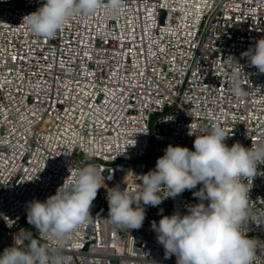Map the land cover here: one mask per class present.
Returning <instances> with one entry per match:
<instances>
[{"label":"built area","instance_id":"2783aa9c","mask_svg":"<svg viewBox=\"0 0 264 264\" xmlns=\"http://www.w3.org/2000/svg\"><path fill=\"white\" fill-rule=\"evenodd\" d=\"M107 2L45 38L22 22L43 0H0L1 252L30 237L58 264H176L151 222L160 209L185 214L202 185L145 206L143 227L129 231L105 219L101 188L92 219L60 242L28 224L26 203L54 194L69 166L87 164L105 187L134 193L137 175L169 144L194 150V135L215 124L229 147L264 145V74L241 57L264 38V0H123L118 15ZM243 182L251 187L243 227L258 241L253 264H264V161Z\"/></svg>","mask_w":264,"mask_h":264},{"label":"clouds","instance_id":"9594fccd","mask_svg":"<svg viewBox=\"0 0 264 264\" xmlns=\"http://www.w3.org/2000/svg\"><path fill=\"white\" fill-rule=\"evenodd\" d=\"M102 6L103 0H43L22 22L33 34L52 38L75 12L92 14ZM122 6L123 0H108L106 8L118 15ZM241 57L256 74H264V38L256 40ZM234 92L243 94L238 84ZM188 135L194 134L189 131ZM194 136V150L169 144L153 169L137 175L141 183L134 193L119 184L105 187V178L94 164L75 171L69 166V175L54 194L26 203L28 224L42 238L63 241L92 219L93 202L99 189L104 188L108 203L105 219L128 231L139 230L146 219L145 206L158 207L165 199L202 185L192 193L198 202L186 205L185 214L177 210L163 215L160 209L159 221L151 222L165 259L175 256L176 264H253L258 241L243 227L251 189L243 179L255 178L258 162L264 161V145L245 147L236 142L229 147L225 142L229 136L218 124ZM25 239L26 245L14 242L4 248L0 264H58L46 245L30 237Z\"/></svg>","mask_w":264,"mask_h":264},{"label":"trees","instance_id":"16d2710c","mask_svg":"<svg viewBox=\"0 0 264 264\" xmlns=\"http://www.w3.org/2000/svg\"><path fill=\"white\" fill-rule=\"evenodd\" d=\"M1 252V251H0Z\"/></svg>","mask_w":264,"mask_h":264}]
</instances>
